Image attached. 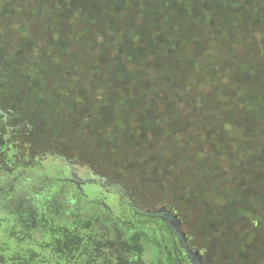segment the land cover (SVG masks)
<instances>
[{
	"label": "trees",
	"instance_id": "1",
	"mask_svg": "<svg viewBox=\"0 0 264 264\" xmlns=\"http://www.w3.org/2000/svg\"><path fill=\"white\" fill-rule=\"evenodd\" d=\"M0 56L58 75L63 98L73 77L86 106L120 110L126 142L144 154L151 142L158 169L174 170L166 203L264 228L244 175L264 152V0H0ZM252 135L261 154L242 144L238 164Z\"/></svg>",
	"mask_w": 264,
	"mask_h": 264
},
{
	"label": "flooded vegetation",
	"instance_id": "2",
	"mask_svg": "<svg viewBox=\"0 0 264 264\" xmlns=\"http://www.w3.org/2000/svg\"><path fill=\"white\" fill-rule=\"evenodd\" d=\"M26 77L28 79L25 78L26 81L20 83L19 77L14 79V75L9 71L7 73L0 72V88L5 87L10 91V95L6 97V103L12 102L13 106H17L16 104L21 101L31 102L27 110L28 117L26 116L23 125L14 126L10 124L11 118L16 113L5 110L0 102L2 135L0 152L2 154L10 150L16 152V148H18L16 145L19 146L22 143V146L18 148L19 152L16 153L17 156L3 160L5 165L3 173L11 175L10 177L15 176L17 172L24 173V177L26 174L32 176L33 181H29L32 190H38L44 194V198L39 196V201L37 200L39 206L43 204L46 207L52 204L57 194L66 189L69 194L66 196L69 207L75 213L76 210H80L81 213L87 214V216L72 220L74 231L71 234L70 242L76 244V248H72V251H75L73 255H71V250L70 254L61 252L62 250L61 253L54 252V242L51 245L47 242L41 243L42 249H45L42 252L49 258V262L45 261V264H58L62 261L69 264H214L208 249L203 244L201 234L199 235L197 232L193 234L185 230L186 222L182 217H188L190 213H187L188 211L183 206L188 209L190 203L165 202L166 199L170 201L172 198L169 194L174 189V170L172 168L158 169L157 162L155 164L157 166H155L152 162L146 161L147 155L149 157L150 154L142 153L140 138L129 137L130 140L126 142L123 132L115 134L113 137H104L101 129L95 128L100 126L106 131L107 126L111 127L115 121L118 122V118L121 119L120 114H112L105 109L106 106L98 103L86 106L79 98L76 82L73 83L75 85L73 89L67 88V97L63 98V93L59 90L61 86L58 88L48 87V83L39 81L34 74L26 75ZM58 79L60 80V78ZM15 83L20 88L19 92ZM39 85H41L40 88H38ZM23 88L24 90H22ZM47 102L51 105L52 111H55L58 106L56 116L62 120L69 117L70 107H73L74 113L71 122L76 126V129L82 123L95 129V133L91 137L97 144L96 150L93 151V160L94 158L101 160L102 162H98L99 165L94 166L93 162L91 163L93 160L88 154L85 157L90 160L80 159L79 154L83 153L74 143L87 138L81 133H75L77 137L75 134H71L66 141L64 140L65 151L62 153L47 148L50 142L48 136L41 131L39 137L33 130V123L28 120L36 104L40 106L39 103ZM113 127L115 128V126ZM21 129H23V140L21 138L9 140V136L15 135ZM112 132L117 133L115 129ZM134 132V134H138L139 130L136 129ZM30 135L42 139L37 148L35 147L36 137ZM93 144L91 142V145ZM130 145L136 147V152L128 153L126 147ZM70 151L74 156H69ZM22 177L19 178L20 184L18 185H21L23 189L25 188L23 183L25 179ZM135 181H137V185ZM140 189L150 192L156 201L158 198L164 201L159 203L160 205L155 210L146 209L142 203L144 200L137 198ZM158 192L159 194H157ZM7 201L0 197V203ZM32 209L35 210L29 220L32 229L40 230L45 224V218H42L38 207L32 206ZM179 209L184 210L187 216L181 214ZM147 211H162L166 214L156 217L146 216L142 213ZM96 215L100 218L95 220V226L101 224L99 228L104 233L99 235L100 239L96 240L94 244L93 249L97 253L96 259L89 263L87 262L89 250H86L85 247L92 248L93 245L85 244V240H91V236L89 232L82 233V231L89 229L87 223L93 222ZM201 227H204L203 222ZM59 232L61 235L68 234L67 230L60 229ZM102 241L105 246H108V250L113 247L115 252L100 253L98 245ZM116 251L118 255H116ZM74 255H76L74 258L76 261H72Z\"/></svg>",
	"mask_w": 264,
	"mask_h": 264
},
{
	"label": "rangeland",
	"instance_id": "3",
	"mask_svg": "<svg viewBox=\"0 0 264 264\" xmlns=\"http://www.w3.org/2000/svg\"><path fill=\"white\" fill-rule=\"evenodd\" d=\"M7 43H9L12 40L11 35L8 33L6 35ZM10 55V54H8ZM12 57H8L6 59H2V56H0V72L7 73L8 71L14 75L16 78L17 73H19L17 76H19L20 83H24L26 80V75L30 76L31 70L30 66L28 65H17L16 67H8L7 68V62L4 63L5 60H9ZM32 58V57H31ZM59 59H55V62L57 63ZM27 63V60H25ZM33 62L37 64V66L41 69H47L48 67L53 69L55 67H58V64H55L54 62L47 61L46 58H36L33 59ZM49 71V69H48ZM47 76L49 73H45ZM34 76L39 78V74H35ZM58 75L56 78L49 77L48 85L49 87L55 88V83L62 88V83ZM28 79V78H27ZM68 83L66 85L70 88H74L75 85L73 83L75 82L73 77H68ZM40 81V80H39ZM43 81V80H42ZM27 83V82H26ZM16 89L18 92L20 91V88L18 85H16ZM41 85H39L38 88H40ZM38 88L36 89L38 94ZM24 90V88L22 89ZM7 95H10V91L8 88L1 87L0 88V102L2 103L5 110L13 111L16 114L13 118H11V126L14 125H23L26 116L28 117L27 110L29 107L30 101H21V103H17V106H13L12 102L6 103V97ZM40 97V94L38 95ZM28 101V102H27ZM40 106L36 104V107H34V111L31 114L30 119H28L31 123H33V130L38 136L40 137L39 133L42 131L44 132L49 140V144L47 145V148L53 151H57L58 153H62L65 151V144L64 140L66 141L67 138L70 137L71 134L75 133H81L82 136H87L86 139L77 140L74 144L78 145L80 151L83 153L82 155L79 154L80 159L85 158L88 160V157H85L86 154H88L92 160H93V151L96 150L97 144L94 142L93 133H95V129H91L93 127L87 126V124L82 123V125L79 126L78 129H76V126L71 122V119H73V107H70L69 117L65 118V120L59 119L58 116H56L58 112V106L56 107L55 111H52L51 105L47 103H39ZM117 111V110H116ZM117 114L122 115V112L119 110L116 112ZM33 115V117H32ZM84 117V116H83ZM1 120V118H0ZM68 121V122H67ZM120 119L118 118V122L115 126H107V130L105 131V128H100V126H97L95 128L101 129L102 136H114L115 134H121L123 131V125L119 124ZM74 127H73V125ZM112 125V124H111ZM116 130L117 133H113L112 130ZM131 128L128 132L134 134L135 132L132 131ZM111 134V135H110ZM129 134V135H132ZM43 133L41 134V136ZM135 135V134H134ZM1 129H0V143H1ZM33 136V135H30ZM29 136V137H30ZM77 137V134H75ZM28 137V138H29ZM34 137V136H33ZM36 137L35 141V147L37 148L38 145L41 143L42 139ZM34 137V138H35ZM9 140L14 139H20L23 140V129L17 131L15 135L9 136ZM27 139V138H26ZM41 140V141H40ZM242 138L237 140L236 144V154H235V160L239 164L240 158H242L243 155L246 156V153L241 150V145L246 144V146L256 154L259 152L260 144L258 141H256V138L252 135L251 138H249L247 141L241 142ZM148 141V140H147ZM91 142L94 144L91 145ZM147 144L150 146L152 150L156 152V147L154 145H151V142H147ZM257 145V147H256ZM22 143H20L19 146L16 145V147H21ZM15 147V148H16ZM126 147V146H125ZM17 151L19 152V149ZM77 148V147H76ZM240 151H239V150ZM126 150L129 151V154H132L136 152V147L129 146L126 147ZM17 151L14 152V150L7 151L5 154H2L0 152V197H3L4 199H7V202H1L0 203V264H45L46 262H49V258L45 256L44 252H42V244L41 243H48L51 245L53 242L55 245V249H53L54 252L61 253V252H68L70 254V250L72 251V248H76L75 243H71V234L74 231L73 226V219L77 220L78 218H82L84 216H87V214L81 213L80 210H76V213L73 209L69 207V202L66 199V196L69 194L66 192V189H63L62 192L57 194V197L53 200V203L50 205H47L46 207L41 204L39 206V196L43 197V192H39L38 190L34 191L31 188V184L29 181H33L32 176H26L24 177V173L17 172L15 173V176L10 177L11 175L3 173V170L5 169V165L3 160H9L12 156H17ZM146 152V151H145ZM149 155H147L146 161L152 162L154 165L156 164V158L151 159V154L154 156L156 155L155 152L147 151ZM237 152L241 153V156L238 155ZM262 152V151H261ZM70 151L69 156H74V154ZM168 154V153H167ZM165 154V155H167ZM169 156V155H168ZM258 158V160H257ZM260 158L263 159V162L260 161ZM90 160V159H89ZM94 166L99 165L98 162H102L101 160L94 158L93 161ZM252 163H257L259 167H251L249 168V173H244L248 178L252 177V181L248 182L247 189L251 192L254 197L257 196V198L260 199L258 202V205L261 209V212L264 214V152H262L261 157H254L252 156ZM157 166V165H155ZM262 166V167H261ZM150 167V166H149ZM157 167H160L158 165ZM261 167V168H260ZM177 171V169L175 168ZM131 173V172H130ZM132 174V173H131ZM14 175V174H12ZM250 175V177L248 176ZM23 176V177H22ZM24 178L25 181L23 182L25 184V188H21V185L19 182V178ZM124 177V176H123ZM135 184L137 185V181H135ZM138 191V189H137ZM23 194V195H22ZM159 194V192L157 193ZM25 196V197H24ZM146 197V198H142ZM152 197V198H151ZM44 198V197H43ZM137 198L143 199L142 202L144 207L146 209L155 210V208L160 205L159 203L163 202L161 198H158L156 201L153 195H151L150 192L144 191L143 189H140L139 194L137 195ZM38 200V201H37ZM162 200V201H161ZM139 201V200H138ZM68 202V203H67ZM222 204V201L218 204ZM29 206V207H27ZM32 206L38 207L40 209V214H42V218L44 219L43 226L40 230L32 229L31 223L29 220H31L30 216L35 212L34 209H32ZM189 206V205H188ZM193 206H189L187 209L185 206L183 208L187 210V213H190L188 217H182L184 218V222H186V228L185 230L187 232L193 233L197 232L199 235L201 234V239L203 241L204 246L208 249L209 256L213 260L214 264H264V228L257 229L256 227L251 228L250 223L252 224L253 221L250 223L242 222L239 219H236L235 221L232 220L230 222H224L222 217L216 216L214 220L209 218L207 216V212H203L204 210L199 211L198 209L192 208ZM217 211V206H214ZM181 211V209H179ZM79 211V213H77ZM183 211V212H182ZM181 214L186 215L185 211L182 210ZM215 212V211H210ZM39 213V212H37ZM187 216V215H186ZM100 216L96 215L95 219H93V222L87 223L89 226L88 230H83L82 233L89 232L91 236V240L87 241L85 240L86 245H93L92 248L85 247L88 251V260L87 262H91L92 260L96 259V251H94V244L96 243V240H99V235H102L104 232L99 228L101 225L95 226V220H98ZM264 219V218H262ZM204 224V227H201V224ZM212 222V223H211ZM221 223V224H220ZM43 228V229H42ZM251 228V229H250ZM67 230L68 234L61 235L59 230ZM65 243H62V242ZM41 244V247H40ZM108 246H105V243L103 241L99 243L98 248L100 253L107 254V252H115V249L111 247L110 250L107 249ZM62 250V251H61ZM61 251V252H60ZM75 251L71 252V255H73ZM116 255H118V252L116 251ZM76 255H74L72 258V261H74ZM71 261V262H72ZM76 261V260H75ZM227 262V263H226ZM58 264H69L66 261L59 262Z\"/></svg>",
	"mask_w": 264,
	"mask_h": 264
},
{
	"label": "water",
	"instance_id": "4",
	"mask_svg": "<svg viewBox=\"0 0 264 264\" xmlns=\"http://www.w3.org/2000/svg\"><path fill=\"white\" fill-rule=\"evenodd\" d=\"M1 113V111H0ZM144 215L146 216H156V217H162L164 214H166V212H162V211H157V212H142ZM177 233V232H176ZM179 235V233H177ZM180 236V235H179Z\"/></svg>",
	"mask_w": 264,
	"mask_h": 264
}]
</instances>
